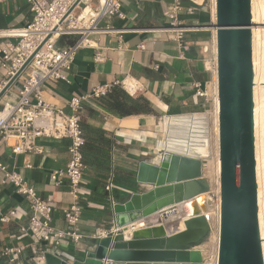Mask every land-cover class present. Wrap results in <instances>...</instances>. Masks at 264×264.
Segmentation results:
<instances>
[{
    "label": "crops",
    "instance_id": "0c3cea01",
    "mask_svg": "<svg viewBox=\"0 0 264 264\" xmlns=\"http://www.w3.org/2000/svg\"><path fill=\"white\" fill-rule=\"evenodd\" d=\"M173 2L126 0L122 7L125 19L110 22L115 30L123 31L94 35L91 38L93 46L83 49L76 57L70 72V84L45 85L44 99L68 110L72 97L89 93L98 85H115L113 91L119 89L127 94L120 84L126 79L137 80L145 85L146 90L138 92L135 97L127 95L147 99L153 113L123 116L107 107L110 98L85 106L82 122L86 138L83 150L86 169L79 199L82 207L79 230L84 238L79 243L65 239L56 247L53 243L38 242L30 233L22 234L31 216L29 203L16 193L13 186L1 184L3 175L0 173V217L15 212L11 222L0 224V250L24 249L15 262H10L11 255L0 257V264H43L45 254L57 255L68 264L84 261L102 238L116 232L110 197L114 198L115 205L123 204L134 195L151 191L152 187L137 182L140 163L160 161L163 155L160 145L169 137L172 126L183 121L184 124L192 123L193 117L188 115L205 114L213 109L197 96L196 85L210 89L216 80L208 66L212 55L203 51L214 36L209 30L188 33L185 46L180 49L173 35L163 30L169 25L164 14ZM202 4L195 7L189 0H183L181 19L187 25H212V15ZM191 8L194 10L189 12ZM32 19L33 14L25 0L0 2V31L25 28ZM6 41L0 38V47ZM97 54H102L104 60L96 61ZM22 84V80L17 81L8 90L0 102V111L6 102L17 99ZM70 144L68 139H40L38 145L44 148L42 155H13L11 148L5 145L0 149L2 163L28 180L41 197L53 199V225L60 230L67 229L64 211L74 200L67 182L57 186L52 177L55 171L67 166ZM111 177L114 180L112 194L105 190ZM152 223L156 221L149 222ZM137 227L134 230L140 229ZM151 234L161 233H148ZM125 236L130 237V232Z\"/></svg>",
    "mask_w": 264,
    "mask_h": 264
},
{
    "label": "built area",
    "instance_id": "2783aa9c",
    "mask_svg": "<svg viewBox=\"0 0 264 264\" xmlns=\"http://www.w3.org/2000/svg\"><path fill=\"white\" fill-rule=\"evenodd\" d=\"M13 0H0V2ZM33 14L31 23L22 29L0 31V38L6 39L0 47V93L9 82L23 69L32 58L17 81H23L18 88L15 101L6 102L0 111V149L9 146L13 155H42L44 148L38 145L43 138L54 140H70L69 162L64 169L53 173V180L57 186L68 184L73 203L64 211L67 229L60 230L53 225L54 201L43 198L37 189L15 171L0 161V173L3 175L2 185L13 186L16 193L29 203L31 216L22 234L30 233L38 242L53 243L59 247L63 240L69 239L79 243L84 237L80 233L79 224L82 218L80 205V187L86 169L84 161V147L86 138L83 130L82 113L86 105L107 99L115 85H98L89 93L74 96L68 102V110L61 108L44 99L43 89L46 84H70V72L80 51L92 47L91 38L94 35L117 31L110 22L113 19H125L122 14L123 3L126 0H25ZM195 7L197 0H189ZM216 1V0H215ZM194 8L188 11H193ZM77 11V12H76ZM214 0L211 10L214 20ZM184 13L183 0H174L164 17L169 25L163 30L170 32L180 49L185 46V36L209 30L214 36L213 23L210 26L187 25L180 17ZM123 30L117 31L122 32ZM73 38V43H69ZM64 40L65 44H61ZM205 54H211L208 66L216 80L210 89L196 85L197 96L213 106L211 114L217 129L216 108L218 101L217 81V48L213 37L210 45L203 48ZM104 60L102 54L96 55V61ZM16 81V82H17ZM15 82V83H16ZM121 88L131 97L144 92L146 87L137 80L126 79L120 84ZM190 125L191 132L201 127L208 131L206 113H193ZM197 118H201L198 122ZM196 127V128H195ZM208 133V132H207ZM191 135V133H190ZM12 141V144L9 142ZM31 168V165H28ZM114 180L111 177L105 190L112 194ZM220 198V193H219ZM110 203L115 205L113 197ZM220 203V202H219ZM218 203V204H219ZM1 212V207H0ZM218 212V206H217ZM170 217L181 216L179 206L168 208L156 215L165 222ZM15 216L14 211L1 215L0 224H7ZM165 220V221H164ZM118 231L116 230L115 233ZM23 247L0 250V257L13 256L10 262H15L23 252Z\"/></svg>",
    "mask_w": 264,
    "mask_h": 264
},
{
    "label": "water",
    "instance_id": "95a60500",
    "mask_svg": "<svg viewBox=\"0 0 264 264\" xmlns=\"http://www.w3.org/2000/svg\"><path fill=\"white\" fill-rule=\"evenodd\" d=\"M213 26L221 163L218 264H264L258 219L252 0H216ZM31 60L0 93V102ZM204 163L171 152H164L157 163L142 161L137 182L153 189L114 205L112 214L118 232L102 238L84 261L73 264H203L197 248L208 237L210 223L202 214L186 218L184 231L162 237H146L134 231L128 238L125 233L141 220L210 194ZM42 259L43 264H68L52 254Z\"/></svg>",
    "mask_w": 264,
    "mask_h": 264
},
{
    "label": "bare ground",
    "instance_id": "6f19581e",
    "mask_svg": "<svg viewBox=\"0 0 264 264\" xmlns=\"http://www.w3.org/2000/svg\"><path fill=\"white\" fill-rule=\"evenodd\" d=\"M198 1V0H197ZM199 3L202 4V0H199ZM214 22L216 21V1L214 0ZM252 45H253V68H254V121H255V147H256V173H257V184H258V219H259V228H260V236L262 243V252L264 258V1L263 0H252ZM214 38L216 40V30L214 28ZM217 115L219 113V105L216 108ZM217 122L218 116H216ZM198 122L201 121V118H197ZM200 123V122H199ZM192 123H187L178 128V132L182 137L174 138L169 136L166 138L163 143L160 145V151L177 153L180 155H185L194 159H203L208 152V141H207V132L201 127L200 130H196L191 132ZM217 140L219 143V123H217ZM191 133V135H190ZM217 142V141H216ZM218 145V144H217ZM217 160H216V185L218 193H220V171H221V163H220V154L217 152ZM206 162V161H205ZM209 168V167H208ZM209 170V169H208ZM208 173V172H207ZM210 184L212 185L214 181V175L212 177V173L209 171L208 176H206ZM213 178V179H212ZM214 184V183H213ZM208 197V193L198 196L194 200L183 203L182 209H180L181 213H185V217L187 219L195 216L196 214H202L205 217H209L207 214L208 209L206 207V198ZM220 202V201H219ZM156 216V215H155ZM152 216V217H155ZM169 219L170 214H168ZM151 218L147 220H141L134 225V229L136 226L140 227V229H131L129 228L128 232H130V236L132 233L138 232L142 236L146 237H162L166 233H170L168 228L165 226L157 225L151 226L148 222ZM183 221V220H182ZM182 223V222H181ZM211 223V222H210ZM185 225V223H184ZM218 229H220V203L218 204ZM137 227V228H138ZM186 229V227H185ZM184 229V230H185ZM134 230V231H132ZM178 231H184L183 226L177 229ZM173 230L171 232H175ZM160 232V235H152L149 236L148 233H156ZM219 235V234H218ZM129 238V237H128ZM218 251H217V259L214 264H218V254H219V238H218ZM205 264V263H204Z\"/></svg>",
    "mask_w": 264,
    "mask_h": 264
},
{
    "label": "rangeland",
    "instance_id": "374dc122",
    "mask_svg": "<svg viewBox=\"0 0 264 264\" xmlns=\"http://www.w3.org/2000/svg\"><path fill=\"white\" fill-rule=\"evenodd\" d=\"M264 1V0H263ZM199 3V0H198ZM202 7L207 11V13L211 14V10L213 9V0H202ZM77 12V11H76ZM214 18V16H213ZM206 117L208 118V134H207V141H208V152L207 156L203 159L204 163V169L203 173L205 178L208 176L209 171L212 173V177L214 175V181L211 185V192L208 194V197L206 198V207L208 209L207 214L210 223V233L204 243L197 248L203 257V264H214L217 259V251H218V238H219V229H218V212H217V206L220 201L219 198V193L217 190V185H216V174H215V169H216V160H217V155L219 151V143L217 140V132L214 124V118L213 115L211 114V111L206 112ZM184 125V121L178 124L177 126L174 125L170 128V132L168 136H172L174 138H180L182 137L180 133L178 132V128L180 126ZM217 141V142H216ZM218 144V145H217ZM209 167V168H208ZM209 169V170H208ZM208 172V173H207ZM212 178V179H213ZM180 209H182V206H179ZM185 214V213H183ZM182 214V215H183ZM171 215V214H170ZM176 216V217H171L165 222L161 221V217L159 215H156L155 217L151 218L148 220L150 222L151 220H155L157 225H161L160 223L165 224L166 228H168L169 232L173 230H177L179 227L183 226V230L185 229L184 221L186 220L185 215L183 216ZM183 220V221H182ZM182 222V223H181ZM155 224H150L151 226H155Z\"/></svg>",
    "mask_w": 264,
    "mask_h": 264
},
{
    "label": "trees",
    "instance_id": "16d2710c",
    "mask_svg": "<svg viewBox=\"0 0 264 264\" xmlns=\"http://www.w3.org/2000/svg\"><path fill=\"white\" fill-rule=\"evenodd\" d=\"M73 41V38H69L68 40L69 43H73ZM61 44H65V41L62 40ZM109 98L110 103L107 105V107L123 116H130L138 113H153L150 102L143 97L134 99L129 97L123 91L116 89L115 91H112L111 96H109L107 99ZM107 99H105V101Z\"/></svg>",
    "mask_w": 264,
    "mask_h": 264
}]
</instances>
